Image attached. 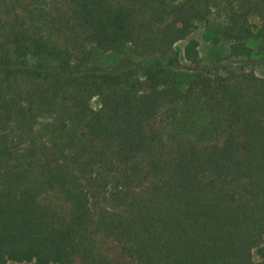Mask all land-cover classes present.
<instances>
[{"label": "trees", "instance_id": "16d2710c", "mask_svg": "<svg viewBox=\"0 0 264 264\" xmlns=\"http://www.w3.org/2000/svg\"><path fill=\"white\" fill-rule=\"evenodd\" d=\"M215 1L0 10V126L29 134L60 113L74 128L68 154L22 148L1 131L0 264H252L254 254L264 264V76L230 65L174 72L175 46ZM229 20L232 50L249 53L251 42L264 55V0H239ZM127 47L163 63L142 77L93 65L97 52ZM183 58L199 64L196 40ZM186 101L210 117L212 140L165 138L160 111ZM98 171L111 178V208ZM50 194L54 208L41 202Z\"/></svg>", "mask_w": 264, "mask_h": 264}, {"label": "rangeland", "instance_id": "374dc122", "mask_svg": "<svg viewBox=\"0 0 264 264\" xmlns=\"http://www.w3.org/2000/svg\"><path fill=\"white\" fill-rule=\"evenodd\" d=\"M53 0H3L0 10L9 9L16 3L26 4L32 14L48 8ZM170 3V0H166ZM239 0H216L212 6L210 15L206 22L197 25L187 40L179 42L175 46L178 53L180 65L174 70L176 74L221 73L223 67L230 65L236 68H244L253 71L257 76H264V55L259 51L255 43H247L246 48L250 52L232 50L233 42L226 41L223 32L229 30V16L231 10L236 9ZM252 22H256L252 20ZM38 27H41L39 24ZM44 30V27H41ZM196 40L199 44V64L191 66L183 58V48L188 40ZM163 63L159 59L136 58L130 48H125L121 53H101L97 52L93 61L94 66H98L107 71L136 69L137 75L142 77V72L153 67L157 63ZM91 105L97 107L96 99L91 100ZM158 122L162 127L165 138L170 142L173 138L188 135L198 140H212L211 119L208 115L201 112L193 102H180L173 107L162 109L158 116ZM1 131L5 132L22 148L34 145L38 151L55 152L57 154H68L72 149V136L74 128L65 121L60 113L39 117L33 127L32 132L26 134L21 132L16 125L0 126ZM99 177L107 184L103 196V205L111 208L113 188L111 178L105 173L98 171ZM101 181V182H102ZM41 202L48 208H54L58 199L50 194L42 197ZM264 245V239H263ZM259 259L254 254L252 264H258ZM10 264H35L31 263H10Z\"/></svg>", "mask_w": 264, "mask_h": 264}]
</instances>
